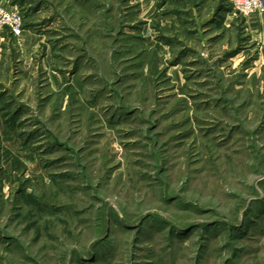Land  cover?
<instances>
[{
	"label": "rangeland",
	"instance_id": "1",
	"mask_svg": "<svg viewBox=\"0 0 264 264\" xmlns=\"http://www.w3.org/2000/svg\"><path fill=\"white\" fill-rule=\"evenodd\" d=\"M0 6V264H264V14Z\"/></svg>",
	"mask_w": 264,
	"mask_h": 264
},
{
	"label": "built area",
	"instance_id": "2",
	"mask_svg": "<svg viewBox=\"0 0 264 264\" xmlns=\"http://www.w3.org/2000/svg\"><path fill=\"white\" fill-rule=\"evenodd\" d=\"M231 2L235 9L243 14H264L263 0H231ZM5 32H9L17 41L22 39L24 28L18 8L0 6V35Z\"/></svg>",
	"mask_w": 264,
	"mask_h": 264
}]
</instances>
